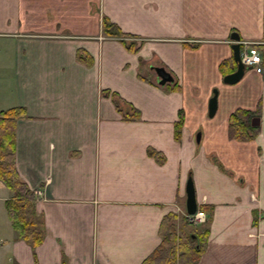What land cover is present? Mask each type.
Segmentation results:
<instances>
[{
    "label": "crops",
    "instance_id": "obj_1",
    "mask_svg": "<svg viewBox=\"0 0 264 264\" xmlns=\"http://www.w3.org/2000/svg\"><path fill=\"white\" fill-rule=\"evenodd\" d=\"M235 41L264 53V0H0V110H25L14 167L43 231L17 237L0 181V264H138L163 214L185 232L187 177L210 209L196 264H264V77L222 82ZM257 105L253 138L228 137L230 111Z\"/></svg>",
    "mask_w": 264,
    "mask_h": 264
},
{
    "label": "trees",
    "instance_id": "obj_2",
    "mask_svg": "<svg viewBox=\"0 0 264 264\" xmlns=\"http://www.w3.org/2000/svg\"><path fill=\"white\" fill-rule=\"evenodd\" d=\"M101 27L109 35H122L118 27L105 17H102ZM127 48L135 49L136 45L127 44ZM83 59V58H81ZM233 61V60H232ZM225 60L218 64L222 75L235 69V61L224 68ZM124 117L138 116L134 110L130 114L123 113ZM259 106L253 110L236 107L228 114L227 135L236 140H249L258 131V124H252L251 118L258 117ZM25 115L22 106H11L0 110V181L9 190V196L4 199L6 215L17 237L25 240L29 245L35 246L41 240L43 231L35 211L33 191L19 178L14 167L15 121ZM181 118L174 126V137L179 138ZM198 208L206 212L209 217L210 209L204 205ZM175 212L163 214L158 225L160 240L158 244L138 264H196L207 235V227H191L182 234L177 233ZM184 222H187L184 219Z\"/></svg>",
    "mask_w": 264,
    "mask_h": 264
},
{
    "label": "water",
    "instance_id": "obj_3",
    "mask_svg": "<svg viewBox=\"0 0 264 264\" xmlns=\"http://www.w3.org/2000/svg\"><path fill=\"white\" fill-rule=\"evenodd\" d=\"M231 49H232V56L233 59L235 60V69L225 73L222 75V82L225 83H233L237 81L242 73H243V65L239 60V43L238 42H233L231 44ZM156 75L159 77V81L163 83L164 81L169 80L171 77L169 73L164 71V69L161 66H154L153 67ZM216 88H212V93L210 97L208 98L207 101V115L212 116L215 108H216ZM251 123L255 124L257 123V117H252L251 118ZM197 139V135H196ZM196 208V202H195V197H194V190H193V185L191 182L190 177H187L186 182H185V211L188 213H192Z\"/></svg>",
    "mask_w": 264,
    "mask_h": 264
},
{
    "label": "built area",
    "instance_id": "obj_4",
    "mask_svg": "<svg viewBox=\"0 0 264 264\" xmlns=\"http://www.w3.org/2000/svg\"><path fill=\"white\" fill-rule=\"evenodd\" d=\"M262 51L254 46H248L240 53V61L244 66L250 67L256 73L264 76V63L262 57ZM40 194L39 190L35 191ZM185 219L191 224H198L205 219V213L201 210H195L192 213H184Z\"/></svg>",
    "mask_w": 264,
    "mask_h": 264
},
{
    "label": "rangeland",
    "instance_id": "obj_5",
    "mask_svg": "<svg viewBox=\"0 0 264 264\" xmlns=\"http://www.w3.org/2000/svg\"><path fill=\"white\" fill-rule=\"evenodd\" d=\"M195 225H193V224H188V225H186L185 227V230L184 231H188L191 227H194ZM196 227V226H195ZM3 232V229L2 228H0V233H2ZM178 234H180L179 232H177ZM182 234V233H181ZM8 264H10V263H8Z\"/></svg>",
    "mask_w": 264,
    "mask_h": 264
}]
</instances>
